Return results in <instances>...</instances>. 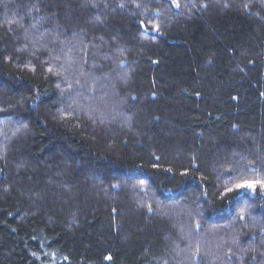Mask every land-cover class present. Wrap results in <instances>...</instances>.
<instances>
[{"label":"trees","instance_id":"16d2710c","mask_svg":"<svg viewBox=\"0 0 264 264\" xmlns=\"http://www.w3.org/2000/svg\"><path fill=\"white\" fill-rule=\"evenodd\" d=\"M0 109V264H264V0H0Z\"/></svg>","mask_w":264,"mask_h":264},{"label":"snow or ice","instance_id":"6c2138e0","mask_svg":"<svg viewBox=\"0 0 264 264\" xmlns=\"http://www.w3.org/2000/svg\"><path fill=\"white\" fill-rule=\"evenodd\" d=\"M177 7H179V5L177 4ZM49 71H51V69H49ZM0 111H3V109H0ZM255 183H259L260 187L262 189H264V181H257ZM255 183L252 182H244L243 184H237L236 187L237 188H246L252 192L256 191V187H255ZM231 189H229L230 191Z\"/></svg>","mask_w":264,"mask_h":264},{"label":"rangeland","instance_id":"374dc122","mask_svg":"<svg viewBox=\"0 0 264 264\" xmlns=\"http://www.w3.org/2000/svg\"><path fill=\"white\" fill-rule=\"evenodd\" d=\"M5 139H4V137H2L1 139H0V141H4Z\"/></svg>","mask_w":264,"mask_h":264}]
</instances>
